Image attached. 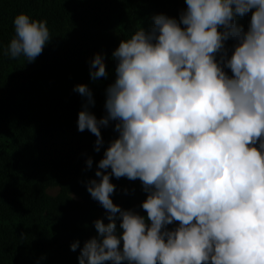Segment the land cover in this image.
Here are the masks:
<instances>
[{
    "label": "clouds",
    "instance_id": "9594fccd",
    "mask_svg": "<svg viewBox=\"0 0 264 264\" xmlns=\"http://www.w3.org/2000/svg\"><path fill=\"white\" fill-rule=\"evenodd\" d=\"M184 3L179 21L157 14L112 52L104 116L89 110L87 85L73 88L84 99L77 131L96 137L94 150L102 127L115 122L118 134L86 184L108 223L93 221L78 264H264V0ZM249 12L245 31L237 19ZM12 23L4 54L33 62L51 39L47 21ZM89 77H107L102 54ZM111 177L139 179L146 215L113 203Z\"/></svg>",
    "mask_w": 264,
    "mask_h": 264
},
{
    "label": "trees",
    "instance_id": "16d2710c",
    "mask_svg": "<svg viewBox=\"0 0 264 264\" xmlns=\"http://www.w3.org/2000/svg\"><path fill=\"white\" fill-rule=\"evenodd\" d=\"M185 7L184 0H0V264H78L83 243L96 235L93 221L108 223L86 184L98 179L97 162L118 135L115 122L100 129L104 143L95 151L96 137L77 131L84 99L73 88L89 87L94 100L89 110L100 119L105 89L115 79L112 52L121 40L140 28L147 31L157 14L179 21ZM20 13L45 19L50 32L31 63L4 54ZM250 16L237 19L245 31ZM235 43L225 42L228 55ZM94 54L103 55L106 78L90 79ZM89 157L91 169L85 164ZM110 182L115 205L146 215L140 205L147 194L139 179ZM74 241L79 245L72 251Z\"/></svg>",
    "mask_w": 264,
    "mask_h": 264
},
{
    "label": "rangeland",
    "instance_id": "374dc122",
    "mask_svg": "<svg viewBox=\"0 0 264 264\" xmlns=\"http://www.w3.org/2000/svg\"><path fill=\"white\" fill-rule=\"evenodd\" d=\"M57 190H51L49 193L51 194V195H56L57 194Z\"/></svg>",
    "mask_w": 264,
    "mask_h": 264
}]
</instances>
